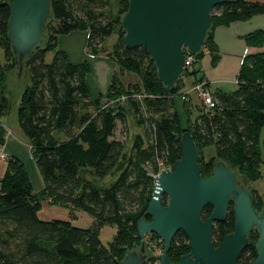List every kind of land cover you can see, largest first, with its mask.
Returning <instances> with one entry per match:
<instances>
[{
	"label": "trees",
	"instance_id": "trees-1",
	"mask_svg": "<svg viewBox=\"0 0 264 264\" xmlns=\"http://www.w3.org/2000/svg\"><path fill=\"white\" fill-rule=\"evenodd\" d=\"M9 1L0 0V49L5 59L4 64L0 61V145L5 139L2 117L9 107L8 99L2 96L1 74L4 75L6 69L18 71L8 38ZM109 7L110 0H51L44 29V33H48L46 43L44 46L41 43L23 65L29 83L21 94L17 117L29 141L31 154L37 160L44 189L34 193L20 160L14 157L6 160L7 169L0 178L2 264H120L126 254L124 241L128 238L141 240L137 223L151 200L153 182L139 175L132 163L129 162L128 167L119 161L124 144L114 138V132L124 114L101 106L99 98L92 97L86 83L90 66L85 60L71 63L63 51L56 50L58 36L83 31L87 33V53L98 56L104 53L103 44L117 29L123 32L113 51L104 56L117 62L120 73L129 72L139 77L143 85L139 92L146 96L142 104L130 100V106L137 116L150 117L152 139L163 135L169 141L172 133L181 129V118L175 108L176 85L172 91L165 89L145 49L124 47L121 21L112 17ZM258 15L264 16V3L258 1L233 0L214 8L212 28L204 45L213 55V64L219 60L213 37L215 27L247 22ZM243 38L248 46L261 48L264 30H255ZM50 52L54 55L48 61L46 56ZM201 55L203 50L195 56L201 58ZM193 65L190 75L197 76L198 82L204 81L205 77L198 76ZM120 73L113 74L110 79L106 93L110 102L131 94L120 81ZM235 82L237 87L233 92H211L215 108L210 115L197 117V131L187 132L195 146L198 137H202L215 147V161L218 158L217 161L223 162L233 173L237 168L241 176L251 180L257 176L254 170L261 165L264 167V150L260 145L264 130V52L242 56ZM180 137L174 150L171 149L177 160L180 158ZM135 148H140L139 141L135 142ZM198 165L201 176L202 169ZM84 167L91 170L97 180L115 172L119 175L114 182L101 187L81 174ZM236 181L239 183L237 177ZM46 200L49 204L80 210L97 224L113 226L117 239L105 247L93 228L80 229L62 220H40L37 213ZM252 206L258 211L253 196ZM211 210L210 206L203 210V220L209 217ZM145 219L148 221L147 217ZM233 227L231 209L222 223L214 225L215 247L233 232ZM148 237L154 241L158 239L154 234ZM248 238L249 245L240 255L238 264H250L256 259L258 232L253 231ZM188 253L187 238L178 232L171 242L168 258L176 264Z\"/></svg>",
	"mask_w": 264,
	"mask_h": 264
},
{
	"label": "water",
	"instance_id": "water-1",
	"mask_svg": "<svg viewBox=\"0 0 264 264\" xmlns=\"http://www.w3.org/2000/svg\"><path fill=\"white\" fill-rule=\"evenodd\" d=\"M231 1L128 0L121 20L123 45L126 49H145L159 81L167 91H172L184 72L185 49L191 55L202 50L212 28L214 8ZM50 5L51 0L9 1L8 38L18 78L24 63L42 43ZM260 145L264 150V135ZM179 148L180 158L174 162L173 170L164 171L154 181L151 200L137 223L139 238L154 234L162 241L160 264H174L168 252L178 232L187 238L189 253L176 264H238L249 245V235L257 231L256 259L250 264H264V206L260 213L254 210L250 192L238 185L234 173L221 161L214 164L211 176L203 179L196 147L188 132L181 135ZM163 195L167 197L165 206ZM230 204H234L233 232L215 247L214 225L225 220ZM207 206L212 210L203 220L202 212ZM143 254L142 244L139 250L126 253L120 264H140ZM147 254L144 262L153 257Z\"/></svg>",
	"mask_w": 264,
	"mask_h": 264
},
{
	"label": "rangeland",
	"instance_id": "rangeland-1",
	"mask_svg": "<svg viewBox=\"0 0 264 264\" xmlns=\"http://www.w3.org/2000/svg\"><path fill=\"white\" fill-rule=\"evenodd\" d=\"M248 1L264 3V0ZM108 10L112 14V17L118 22L121 21L126 12V0H110V7ZM256 17L258 22L255 26L257 24L259 27L264 26V16L258 15ZM243 23H231L215 27L214 32L216 31L217 36L221 39V41H219L220 46L216 51L219 56V60L216 64H213V55L209 54L205 47L202 48L203 56L201 55V58H196L195 55H192L194 58L193 68L198 72V76L201 75L200 69H202L210 81V90L213 93L216 91L230 93L236 90L237 86L235 81L241 65L242 56L246 54L250 48H254L248 46L243 38V34H247L248 32L246 28L248 24ZM44 34L45 36L41 46H44L47 40V31H45ZM122 35L123 32L117 29L103 44L102 49L104 53L98 56H92L87 53V33L83 31H75L68 35L58 36L56 50L63 51L71 63L77 64L85 60L89 64L90 72L86 76V83L92 97L99 98L101 106L112 109L113 111H121L124 114V119L117 122L114 132V138L120 140L124 144V150L119 161L126 164L128 167L130 166L128 163H132L139 175H144L153 182L154 179L164 171L173 170V163L177 159L173 156L171 149L174 150L173 146L177 143L180 135L187 131H197V117L200 114L206 113L210 115L209 113L211 111L203 106L196 93L193 92L194 86L198 83L197 76L192 77L190 75L192 73V66H185L184 72L179 77L174 89L175 108L181 118V129L176 134L172 133L169 141L163 135L156 137V140L152 139L150 131L152 124L150 122V117L146 114L137 116L130 106V100L138 101L141 104L143 103V97L146 95L142 94L141 91L139 92V89H143L142 82L139 77L132 73H120L117 62L104 56L105 53L113 51L116 41L119 40ZM261 48L264 49V42ZM189 54L190 53L185 49V57ZM53 55V52L48 53L46 59L50 61ZM0 61L3 64L5 63L2 49H0ZM3 73L4 75L1 74V86L3 87L2 96L8 99L9 107L2 117V124L6 128L5 134L7 140L4 139V144L0 146L3 153L9 155V157L6 155L5 160L10 157L20 160L24 165L34 193H39L44 189V182L39 171L37 160L31 154L29 141L23 134L17 117L21 94L29 83L27 71L23 69L19 78L17 76V70L15 69H6L3 70ZM115 73H120V81L131 94L129 97L121 96L110 102L106 98V93L110 79ZM88 111L90 113L93 112L92 109ZM156 118L157 117L154 119ZM261 133L263 136L264 130H262ZM136 141H139L140 148H135ZM195 147L198 160L200 161L198 164H200L202 169L201 177L206 179L211 176L213 164L218 160V158H216V161L214 159L216 157L215 147L207 143L202 137H198ZM262 154L264 161V151H262ZM2 167L3 165L0 166V169H2ZM233 171L240 183L239 185L248 190L257 200V210L261 212V208L264 206L263 165L254 170L257 176L251 180L241 176L237 168L233 169ZM81 174L90 182L103 187L114 182L119 172L107 175L102 180H97L93 172L85 167L81 169ZM48 202L49 201L46 200L42 203V207L37 213L40 220H62L68 221L72 226L80 229L93 228L105 247L109 246L114 239H117L115 236L117 230L113 226L97 224L88 214L76 210L75 208H66L56 203L49 204ZM233 205L234 204H230L228 210L233 209ZM144 241H146V246L150 247V251H152L153 254H161L163 243L161 241L148 239V236L140 241H131L129 238L126 239L124 241V253L138 250L141 243Z\"/></svg>",
	"mask_w": 264,
	"mask_h": 264
},
{
	"label": "built area",
	"instance_id": "built-area-1",
	"mask_svg": "<svg viewBox=\"0 0 264 264\" xmlns=\"http://www.w3.org/2000/svg\"><path fill=\"white\" fill-rule=\"evenodd\" d=\"M194 63V58L191 54H189L187 57H185L184 60V67H190ZM183 67V69H184ZM193 92L196 93L199 101L203 104L204 107L207 108V110L212 111L215 108L216 101L206 83V81L198 82L194 88ZM6 155L3 153L1 146H0V160H5ZM158 177V176H157ZM156 179V178H155ZM154 179V181H155ZM153 181V184H154ZM159 241V240H157ZM147 251L153 256L152 258L147 259L143 264H160L159 256L157 254H153L152 251H150V248L146 246Z\"/></svg>",
	"mask_w": 264,
	"mask_h": 264
},
{
	"label": "crops",
	"instance_id": "crops-1",
	"mask_svg": "<svg viewBox=\"0 0 264 264\" xmlns=\"http://www.w3.org/2000/svg\"><path fill=\"white\" fill-rule=\"evenodd\" d=\"M251 22V23H250ZM253 22H255V23H253ZM258 21H257V17L255 16V17H253L251 20H249L248 22H245V23H243V22H239V23H243V24H248V25H246L247 27V29H248V32H247V34L248 33H250V32H253V31H255V30H259V29H262V30H264V26H261V27H259L258 26V24L255 26V24L257 23ZM250 24V25H249ZM215 33V34H214ZM213 33V37H214V41H215V43H216V45H217V47H219L220 46V42L219 41H221V39L217 36V34H216V31ZM246 34V33H245ZM245 34H243V35H245ZM260 52H264V49L263 48H250L249 50H248V52L246 53V54H254V53H260ZM245 55V54H244ZM201 70V75H203L204 77H205V80L209 83V85L211 86V84H210V81H209V79L206 77V75H205V73L202 71V69H200ZM210 86H209V89H210ZM211 91V90H210ZM3 128H4V130L6 131V128L3 126ZM5 139L7 140V138H6V134H5ZM5 155H7V157H9V155L8 154H6L5 153ZM3 165V167H2V169H0V178L5 174V172H6V169H7V163H6V160H0V166H2Z\"/></svg>",
	"mask_w": 264,
	"mask_h": 264
},
{
	"label": "flooded vegetation",
	"instance_id": "flooded-vegetation-1",
	"mask_svg": "<svg viewBox=\"0 0 264 264\" xmlns=\"http://www.w3.org/2000/svg\"><path fill=\"white\" fill-rule=\"evenodd\" d=\"M238 184H239V183H238ZM239 186H241V185H239ZM244 189H245V188H244ZM247 191H248V190H247ZM164 199H165V200H164ZM164 201H165V204H163ZM166 203H167V197H166L165 195H163V196H162V205L165 206ZM255 211H256V210H255ZM256 212H258V211H256ZM258 213H260V212H258ZM227 214H228V212H227ZM226 216H227V215H226ZM147 219H148V221H147V220H146V221H147V222H150V218L147 217ZM149 235H151V234H149ZM149 235H147V236H149ZM145 237H146V236H145ZM145 237H144V238H145ZM144 238H143V239H144ZM157 238H158V237H157ZM148 239H151V238L148 237ZM157 240L161 241L159 238H158ZM161 242H162V241H161ZM142 244L144 245V254H143V255H144V259L142 260V262H141L140 264H142V263L144 262L145 258H146L147 255H148V254H147L148 251L146 250V245H147V244H146V241H144L143 243H141V245H142ZM141 245H140V246H141ZM147 247L150 248L149 246H147ZM138 250H139V249H138Z\"/></svg>",
	"mask_w": 264,
	"mask_h": 264
}]
</instances>
